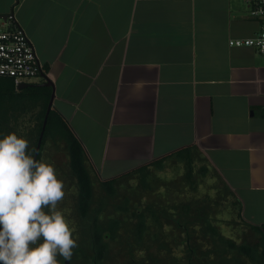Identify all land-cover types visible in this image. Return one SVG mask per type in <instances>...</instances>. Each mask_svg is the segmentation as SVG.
Returning <instances> with one entry per match:
<instances>
[{
	"label": "crops",
	"instance_id": "1",
	"mask_svg": "<svg viewBox=\"0 0 264 264\" xmlns=\"http://www.w3.org/2000/svg\"><path fill=\"white\" fill-rule=\"evenodd\" d=\"M250 9L248 0H0V16L26 30L48 68L53 107L84 146L93 184L193 146L252 227L264 224V56L229 44L259 32ZM44 80L0 98L8 132L24 135L27 124L35 137L41 99L29 89Z\"/></svg>",
	"mask_w": 264,
	"mask_h": 264
},
{
	"label": "rangeland",
	"instance_id": "2",
	"mask_svg": "<svg viewBox=\"0 0 264 264\" xmlns=\"http://www.w3.org/2000/svg\"><path fill=\"white\" fill-rule=\"evenodd\" d=\"M24 126V135L32 147L35 137H28L30 125ZM41 159L54 162L64 178L68 194L61 207L77 226L79 246L72 260L63 264H96L91 217L82 220L79 216L77 182L70 170L66 143L48 139ZM202 166H205L203 158L194 153L190 179L183 163L167 160L164 169H151L149 189H145L139 175L134 174L118 181L117 196L108 195L96 180L93 209L103 207L99 216L101 223L106 225L109 218L116 217L122 224L117 239L109 244L106 258L98 264H242L235 258L237 253L221 247L207 233L206 222L210 221L223 236L236 243L255 245L259 238L242 219L236 196L215 172L209 171L203 176ZM126 197L133 211L141 212L150 207L159 215V223L147 215L148 230L142 243L136 240V217L115 211V205ZM238 199L244 207L240 196ZM251 207H248V215L259 206ZM261 215L257 219L264 217V211Z\"/></svg>",
	"mask_w": 264,
	"mask_h": 264
},
{
	"label": "clouds",
	"instance_id": "3",
	"mask_svg": "<svg viewBox=\"0 0 264 264\" xmlns=\"http://www.w3.org/2000/svg\"><path fill=\"white\" fill-rule=\"evenodd\" d=\"M68 194L54 162L37 159L26 135L0 133V264H63L79 246L61 207Z\"/></svg>",
	"mask_w": 264,
	"mask_h": 264
},
{
	"label": "trees",
	"instance_id": "4",
	"mask_svg": "<svg viewBox=\"0 0 264 264\" xmlns=\"http://www.w3.org/2000/svg\"><path fill=\"white\" fill-rule=\"evenodd\" d=\"M45 68V67H44ZM47 67L45 71H47ZM52 87H32L29 89V94L33 95V99H41V109L38 114L35 115L36 124L34 127L35 139L32 148L35 150L37 143L43 128L45 116L47 114V109L49 101L52 95ZM16 92V87L12 79L0 78V98H6L14 96ZM6 110H0V133H7L5 123L9 121L7 118ZM10 131V130H9ZM48 139L54 141H64L67 146L69 153V166L72 175L75 177L77 182V209L79 216L82 220H86L88 217L91 221V238L94 246L95 253V263H101L107 256L109 251V244L118 237V232L121 228V220L116 217L109 218L106 225L102 224L100 221V213L103 211V207L93 209L94 204V187L91 175L86 167V151L82 145L79 138L72 131L68 123L62 117V115L52 106L48 114L47 123L45 127V132L42 140L41 150L38 154L37 159H41L43 147ZM167 160H175L183 163L186 167L187 176L191 179L193 175V146H186L184 148L177 149L167 155L160 158L151 160L145 164H142L136 168H133L127 172H124L118 176L101 179L100 183L104 188L105 192L110 196H117L119 193L117 183L123 177L132 176L134 174L139 175V179L145 189H149V181L151 169L162 170L165 167V162ZM203 176L207 175L210 171L207 166H202L200 169ZM238 204L241 209L242 217V204L239 200ZM93 211V213H92ZM115 211L123 215H129L136 217V240L139 243L144 241L146 236L148 225H147V215H150L154 220L159 223L160 218L155 210L148 208L145 211L136 212L131 209L130 199L126 197L121 202L115 205ZM255 233L261 235V246L262 252L258 253V249L251 246L248 243H236L232 239L223 236L219 230L210 222H206L207 233L214 239L217 243L231 251H237L239 253L247 255L253 262L257 264H264V224L261 226L252 225L251 227Z\"/></svg>",
	"mask_w": 264,
	"mask_h": 264
},
{
	"label": "built area",
	"instance_id": "5",
	"mask_svg": "<svg viewBox=\"0 0 264 264\" xmlns=\"http://www.w3.org/2000/svg\"><path fill=\"white\" fill-rule=\"evenodd\" d=\"M250 13L260 20L259 32L248 38H234L230 46L253 47L264 56V0H248ZM45 68L26 30L12 16L0 26V77L12 79L15 85L32 83L43 78Z\"/></svg>",
	"mask_w": 264,
	"mask_h": 264
},
{
	"label": "water",
	"instance_id": "6",
	"mask_svg": "<svg viewBox=\"0 0 264 264\" xmlns=\"http://www.w3.org/2000/svg\"><path fill=\"white\" fill-rule=\"evenodd\" d=\"M6 17L7 16H0V18H3V19H6ZM44 78H45L44 82H42L41 84H38V85L41 86V87H52V88H54L52 82L47 77L44 76ZM29 86H32V84H26V83H24V84H21L18 88L19 89H22V88H27ZM53 100H54V91L52 92V95H51V98H50V101H49V105H48V109H47V114L45 116L43 128H42V131H41V134H40L38 143H37V147H36V150H35V157L36 158H38V154H39V152L41 150V145H42V140H43V136H44V132H45L47 118H48V114L50 112V109L53 106Z\"/></svg>",
	"mask_w": 264,
	"mask_h": 264
}]
</instances>
